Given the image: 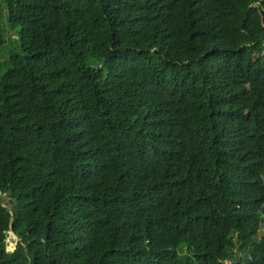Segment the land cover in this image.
Instances as JSON below:
<instances>
[{
	"label": "trees",
	"instance_id": "obj_1",
	"mask_svg": "<svg viewBox=\"0 0 264 264\" xmlns=\"http://www.w3.org/2000/svg\"><path fill=\"white\" fill-rule=\"evenodd\" d=\"M0 52V264H264V0H0Z\"/></svg>",
	"mask_w": 264,
	"mask_h": 264
},
{
	"label": "rangeland",
	"instance_id": "obj_2",
	"mask_svg": "<svg viewBox=\"0 0 264 264\" xmlns=\"http://www.w3.org/2000/svg\"><path fill=\"white\" fill-rule=\"evenodd\" d=\"M9 35H11V36H13L14 34L12 33V32H7ZM2 53L0 52V62L2 61L1 59H2ZM5 197V200H9L10 199V197H8V196H4ZM11 200V199H10ZM6 240H8L7 242V246H9V247H11L12 246V244H13V240H12V242H10L11 240H9V239H7V237L5 238ZM224 262H229L228 260H225Z\"/></svg>",
	"mask_w": 264,
	"mask_h": 264
},
{
	"label": "water",
	"instance_id": "obj_3",
	"mask_svg": "<svg viewBox=\"0 0 264 264\" xmlns=\"http://www.w3.org/2000/svg\"><path fill=\"white\" fill-rule=\"evenodd\" d=\"M6 235H7V239L11 240L10 242H12L13 239L17 238V236L15 234H13L12 228L10 226H9L8 231H6ZM7 241H6V243H8Z\"/></svg>",
	"mask_w": 264,
	"mask_h": 264
}]
</instances>
